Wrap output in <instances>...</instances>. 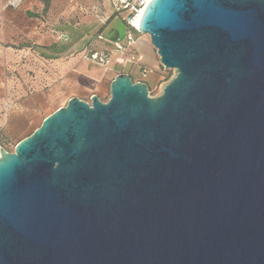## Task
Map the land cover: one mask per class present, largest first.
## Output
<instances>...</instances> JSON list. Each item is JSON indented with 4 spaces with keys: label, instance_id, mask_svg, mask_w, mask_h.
Segmentation results:
<instances>
[{
    "label": "water",
    "instance_id": "water-1",
    "mask_svg": "<svg viewBox=\"0 0 264 264\" xmlns=\"http://www.w3.org/2000/svg\"><path fill=\"white\" fill-rule=\"evenodd\" d=\"M137 31L160 94L120 72L0 145V264H264V0H150Z\"/></svg>",
    "mask_w": 264,
    "mask_h": 264
},
{
    "label": "crops",
    "instance_id": "crops-1",
    "mask_svg": "<svg viewBox=\"0 0 264 264\" xmlns=\"http://www.w3.org/2000/svg\"><path fill=\"white\" fill-rule=\"evenodd\" d=\"M77 7V0H46V5L44 0H0V138L35 128L56 101L64 105L71 96L89 101L93 93L106 100L117 73H128L148 89L163 80L166 68L149 36L125 23L112 25L109 16L98 18L99 31L97 20L85 17L87 31L99 32L102 41L97 45L90 39L80 51L74 34L82 25L75 18ZM89 45L105 51L108 62L84 58Z\"/></svg>",
    "mask_w": 264,
    "mask_h": 264
},
{
    "label": "rangeland",
    "instance_id": "rangeland-1",
    "mask_svg": "<svg viewBox=\"0 0 264 264\" xmlns=\"http://www.w3.org/2000/svg\"><path fill=\"white\" fill-rule=\"evenodd\" d=\"M77 3H78V7H77V10L75 11V18L76 19L79 18L80 21L82 22V25L80 27V31H83L84 27H82V26H86L84 22H88L87 19L85 18L87 15H90L93 20L95 18V20H97V22L99 24H102V23H101V21H99L100 19H98V18H101V17L105 18V16H109L106 21H108L110 18H112V20L110 22H113L112 25H114V24H117L118 22L120 24H124L123 19L127 16V13H128V11L126 9H124V10L118 11L115 15L112 7L110 5L109 0H77ZM111 12H113V13L110 15ZM101 20L103 21L105 19H101ZM97 28L99 31L100 26L98 25ZM82 37H83V34H82ZM65 38L66 37L63 36L61 39L64 40ZM92 41L94 43H97V45H98V43H100V41H102V40L100 38H98L96 35H93ZM163 75H164L165 79H163L161 82L156 84V86L148 89L150 96H156V95L160 94L164 84L166 82H168L175 75V70L174 69H166V71ZM106 100H104V101H106ZM60 104H62V102L56 101L54 104H52L46 110V114L50 113L56 107L61 106ZM33 129H34L33 127H29L27 130H25L24 132L22 131L20 133L16 132V130H11V131H9L8 136L0 138V145L2 147H4L7 151H12L14 144L18 141V139L24 135H28Z\"/></svg>",
    "mask_w": 264,
    "mask_h": 264
},
{
    "label": "built area",
    "instance_id": "built-area-1",
    "mask_svg": "<svg viewBox=\"0 0 264 264\" xmlns=\"http://www.w3.org/2000/svg\"><path fill=\"white\" fill-rule=\"evenodd\" d=\"M149 1L150 0H109L115 15L120 10L126 9L128 11L123 21L127 26L134 27L136 30L137 26L134 24V21L142 14ZM128 39H130V37H128ZM83 57L99 64L107 63L109 60V55L105 51L93 48L91 45L87 47Z\"/></svg>",
    "mask_w": 264,
    "mask_h": 264
},
{
    "label": "trees",
    "instance_id": "trees-1",
    "mask_svg": "<svg viewBox=\"0 0 264 264\" xmlns=\"http://www.w3.org/2000/svg\"><path fill=\"white\" fill-rule=\"evenodd\" d=\"M44 3H45V5H46V0H44ZM114 12V11H113ZM112 12V13H113ZM113 17V16H112ZM96 22V21H95ZM99 26H102V24H99L98 22H96ZM66 25H68L67 27H68V29L69 28H72L73 29V27L71 26V24H66ZM97 25V26H98ZM80 27L81 26H78V27H74V34L75 35H79L78 36V40L81 42V49H80V51H82L83 49H84V47H85V45L89 42V40L90 39H92V37H93V35H99V32L96 34V33H94V32H88L87 31V28H86V26H82V27H84L83 28V31H80ZM133 30H135V31H137L134 27H131ZM96 31H98V28L96 27ZM71 32V31H70ZM82 34H83V37H82ZM87 37V38H86ZM98 38H100L99 36H97ZM68 39V37H66L64 40H67ZM85 39V40H84ZM163 79H165V78H163ZM5 149V148H4Z\"/></svg>",
    "mask_w": 264,
    "mask_h": 264
},
{
    "label": "bare ground",
    "instance_id": "bare-ground-1",
    "mask_svg": "<svg viewBox=\"0 0 264 264\" xmlns=\"http://www.w3.org/2000/svg\"><path fill=\"white\" fill-rule=\"evenodd\" d=\"M139 18H140V16H138V17L136 18V20L134 21V24H135L136 26H138Z\"/></svg>",
    "mask_w": 264,
    "mask_h": 264
}]
</instances>
